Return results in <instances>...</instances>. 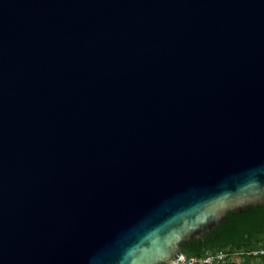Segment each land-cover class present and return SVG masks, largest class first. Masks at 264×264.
<instances>
[{
	"label": "water",
	"instance_id": "water-1",
	"mask_svg": "<svg viewBox=\"0 0 264 264\" xmlns=\"http://www.w3.org/2000/svg\"><path fill=\"white\" fill-rule=\"evenodd\" d=\"M264 205V0H0V264H170Z\"/></svg>",
	"mask_w": 264,
	"mask_h": 264
},
{
	"label": "trees",
	"instance_id": "trees-1",
	"mask_svg": "<svg viewBox=\"0 0 264 264\" xmlns=\"http://www.w3.org/2000/svg\"><path fill=\"white\" fill-rule=\"evenodd\" d=\"M264 248V205H248L242 211L232 210L216 228L192 239L184 245L187 256H205L208 253L225 251L241 253L239 262L227 264H264L263 255L249 251Z\"/></svg>",
	"mask_w": 264,
	"mask_h": 264
},
{
	"label": "built area",
	"instance_id": "built-area-1",
	"mask_svg": "<svg viewBox=\"0 0 264 264\" xmlns=\"http://www.w3.org/2000/svg\"><path fill=\"white\" fill-rule=\"evenodd\" d=\"M252 255H263L264 256V248L263 249H254L248 252ZM241 253H228L225 251H217L213 253H208L205 256H187L186 254H182L174 260L170 264H227L229 262H239L241 259Z\"/></svg>",
	"mask_w": 264,
	"mask_h": 264
}]
</instances>
